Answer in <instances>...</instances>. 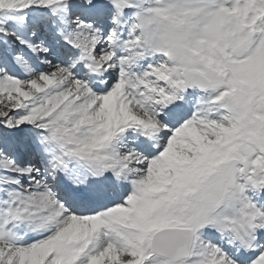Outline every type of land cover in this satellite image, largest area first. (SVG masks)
I'll return each instance as SVG.
<instances>
[{
    "label": "snow or ice",
    "instance_id": "6c2138e0",
    "mask_svg": "<svg viewBox=\"0 0 264 264\" xmlns=\"http://www.w3.org/2000/svg\"><path fill=\"white\" fill-rule=\"evenodd\" d=\"M0 264H264V0H0Z\"/></svg>",
    "mask_w": 264,
    "mask_h": 264
}]
</instances>
